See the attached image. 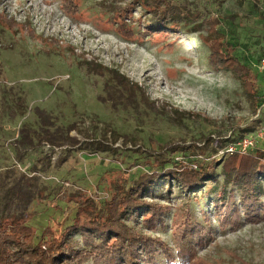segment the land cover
I'll return each mask as SVG.
<instances>
[{"label":"rangeland","instance_id":"1","mask_svg":"<svg viewBox=\"0 0 264 264\" xmlns=\"http://www.w3.org/2000/svg\"><path fill=\"white\" fill-rule=\"evenodd\" d=\"M180 1L190 2L201 19L216 15L220 30L236 48V55L245 58L241 61L246 65L254 64L255 69L264 58V0H224L220 6L211 0H174L177 4ZM71 2L73 6L68 9V0H0V173L13 170L19 128L23 124L37 128L38 114H48L60 128L72 125L69 136L76 141L75 147L45 144L41 150L51 158L42 162L37 158L43 153H31L16 165L17 169L24 171L32 164L49 162L51 169L44 183L50 189L64 183L72 193L76 189L100 192L102 181L128 166L131 172L147 170L146 165L136 164L144 150L157 152L159 147L182 143L199 147L207 137L237 138L242 130L254 131L264 124V77L257 90L260 106L253 107L229 73L209 67L207 48L188 27L169 38L155 35L143 42L128 40L117 34L103 5L114 11L129 0ZM141 11L139 7L133 11L135 20ZM133 28L135 32L141 30L137 23ZM83 61L117 70L144 89L155 109L168 106L192 117L178 125L169 113L160 114L143 104L135 110L123 109L111 100H100L106 99L105 84L112 86L114 81L108 74H86L84 66H78ZM17 100L25 114L13 118ZM91 140L117 148L118 155L80 149ZM202 153V157L209 155L207 148ZM174 158L186 162L179 156ZM204 190L198 193V202H191L200 222L203 213L214 214L213 195H203ZM172 194L176 198V188ZM180 202L179 198L170 200L175 207ZM74 213V204L54 191L32 203L28 224L36 234L47 229L57 232ZM172 213L165 216L163 229L151 233L169 246ZM211 218L213 235L198 250L193 264H264V220L220 230Z\"/></svg>","mask_w":264,"mask_h":264},{"label":"trees","instance_id":"2","mask_svg":"<svg viewBox=\"0 0 264 264\" xmlns=\"http://www.w3.org/2000/svg\"><path fill=\"white\" fill-rule=\"evenodd\" d=\"M223 1L211 0L217 6ZM71 5L68 0L65 7L69 9ZM190 5L187 1L177 4L174 0H129L118 10L109 11L107 5H103V9L110 13L109 19L117 34L128 40L143 42L155 35L169 38L188 27L191 33L198 34L200 44L207 48L209 67L229 73L240 84L248 103L260 106L257 90L264 72L258 73L253 69L254 64L246 65L241 61L245 58L236 55V48L220 30L216 15L201 19V14ZM136 7L142 11L135 20ZM135 23L141 27L138 32L133 28ZM78 66H84L88 75L104 77L108 74L114 81L112 86L105 84L106 99L100 97L102 101L111 100L123 109L134 110L143 104L160 114L169 113V118L178 125L193 115L168 106H162L161 111L155 109L144 89L117 70L107 69L94 61H83ZM14 107L13 118L25 114L20 100ZM35 111L40 113L39 109ZM38 115L37 128L28 124L19 128L18 138L14 140L16 162L11 166L13 170L0 173V264H193L198 250L213 235L211 217L220 230H235L243 223L258 224L264 220V152L256 149L245 155L219 154L229 144L250 135L251 128L242 130L237 138L214 140L207 137L199 147L182 143L159 147L157 152L144 150L142 159L136 164L146 165L147 170L131 172L128 166L102 181L100 192L98 189L92 193L76 189L72 193L64 183L53 189L44 183L51 169L49 162L32 164L24 171L17 169L16 165L28 154L43 153L41 149L45 144L52 148L75 147L76 141L69 136L72 125L60 128L48 114ZM129 141L135 142L131 138ZM81 146L80 149L94 154L103 152L117 156L119 153L117 148L98 140ZM206 148L209 155L202 157ZM43 154L38 161L51 158ZM198 155L201 158L189 161ZM177 156L186 162L175 161ZM175 188V197L181 199L178 207L170 203L176 199L172 197ZM202 189H205L203 195H213L214 214L203 213V222H200L191 210V202L199 201L198 193ZM54 191L74 204V216L57 232L47 229L36 234L28 224L31 205ZM172 211V246H169L151 233L164 228V218Z\"/></svg>","mask_w":264,"mask_h":264},{"label":"built area","instance_id":"3","mask_svg":"<svg viewBox=\"0 0 264 264\" xmlns=\"http://www.w3.org/2000/svg\"><path fill=\"white\" fill-rule=\"evenodd\" d=\"M255 69L258 73L264 72V58L255 65ZM256 149L264 152V124L254 130L250 135L229 144L219 154L239 153L245 155Z\"/></svg>","mask_w":264,"mask_h":264}]
</instances>
